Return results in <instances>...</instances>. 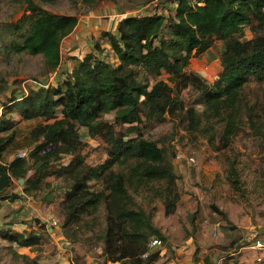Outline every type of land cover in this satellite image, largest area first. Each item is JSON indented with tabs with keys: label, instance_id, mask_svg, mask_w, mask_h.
<instances>
[{
	"label": "trees",
	"instance_id": "obj_1",
	"mask_svg": "<svg viewBox=\"0 0 264 264\" xmlns=\"http://www.w3.org/2000/svg\"><path fill=\"white\" fill-rule=\"evenodd\" d=\"M106 1L116 0H82L88 6ZM174 2L172 18L166 20L154 13L130 16L118 23L116 34L102 33L116 64L102 60L99 54L103 49L96 44L93 52L77 61L58 85L42 84L20 98L13 94L9 97V114H17L23 121L53 120L32 131L37 145L27 158L17 156L2 163L1 157L16 131L6 112L0 114V134L10 131L0 138V195L17 180L23 192L32 196L31 192L40 190L44 179L50 176L51 164L60 163L63 156L71 157L68 166L55 171L59 176L71 174L65 193L68 206L63 227L82 215L97 213L103 206L102 264H157L159 260V253L152 251L141 258L148 251L151 236L161 243L164 237L149 215L130 206L127 187L163 181L170 192L177 178L164 149L156 141L144 138L140 126L172 118L187 121L197 131L203 121L225 122L224 134L228 137L242 119L245 86L252 80L264 85V0H207L196 8L187 0ZM23 4V17L13 29L21 33L19 42L10 48L18 54L41 56L46 70L53 72L60 66L61 42L74 30L78 19L49 14L31 0H23ZM245 28L251 33V40H242ZM214 40L223 42L225 49L222 70L208 84L185 69L192 58L209 51ZM164 75L167 81L161 79ZM185 91L201 96L203 118L194 105L184 104L181 95ZM107 115L112 116V121L105 119ZM79 128L86 129L90 139L107 149V159L89 168L83 177L77 170L84 167L86 155L82 151L87 145L80 139ZM130 163L133 166L128 167V174L111 171ZM29 169L33 174L27 176ZM231 172L235 173L233 169ZM104 178L105 191L88 192V182ZM174 206V200L168 201L166 213L173 212ZM4 236L20 248L40 244L36 235L8 232Z\"/></svg>",
	"mask_w": 264,
	"mask_h": 264
},
{
	"label": "rangeland",
	"instance_id": "obj_2",
	"mask_svg": "<svg viewBox=\"0 0 264 264\" xmlns=\"http://www.w3.org/2000/svg\"><path fill=\"white\" fill-rule=\"evenodd\" d=\"M31 1L49 14L77 19L104 16L108 6L114 7V12L123 10L122 14L135 12L128 17L145 15L142 9L148 7L150 13L160 14L167 20L174 17L176 8L175 0H116L94 6L82 0ZM25 7L23 0H0V114L6 112L16 131L1 157L2 163H9L18 154L25 153L27 158L37 145L31 137L32 131L40 124L53 121H23L13 112L9 114V97L13 94L20 98L46 81L52 86L58 85L78 61L68 56L62 46L60 66L48 72L41 56L18 54L10 48L12 43L19 42L17 37L21 33L13 29L22 19ZM96 32L92 47L85 55L93 52V46L98 44L103 49L99 57L116 64L107 40L102 37L103 32L113 33L111 27L103 26ZM251 38L245 28L242 40ZM224 49L223 42L214 40L210 50L192 58L185 71L212 84L222 70ZM161 79L167 81V76ZM181 98L186 107L194 105L204 117L199 94L185 91ZM241 106L242 119L228 137L224 134L225 122L203 121L197 131L187 121L172 118L164 123L140 126L144 138L156 141L164 149L177 178L170 192L163 181L127 187L130 206L149 215L153 226L164 237L161 246L152 250L159 253L157 264H264V251L251 248L256 241L264 243V85L250 81L243 89ZM105 119L110 122L112 116L107 115ZM117 131L124 130L117 128ZM9 133H1L0 138ZM79 135L87 145L82 151L86 155L84 167L77 170L79 177H83L89 168L107 159V149L101 142L90 139L86 129L79 128ZM70 161L71 157L63 156L60 163H52L48 169L50 176L44 179L40 190L31 192L32 196L23 192L17 180L0 195V264H102L103 206L97 213L82 215L63 227L68 206L65 193L71 174L59 176L55 171L60 166H68ZM131 166L132 163L124 168L115 166L111 171L128 174ZM29 171L27 176L33 174L32 169ZM104 180L88 182V192L105 191ZM173 200L174 210L168 214L167 202ZM215 231H218L216 236ZM8 232L39 236L40 244L17 247L4 239Z\"/></svg>",
	"mask_w": 264,
	"mask_h": 264
},
{
	"label": "crops",
	"instance_id": "obj_3",
	"mask_svg": "<svg viewBox=\"0 0 264 264\" xmlns=\"http://www.w3.org/2000/svg\"><path fill=\"white\" fill-rule=\"evenodd\" d=\"M113 8L114 7L105 6L106 15L104 16H89L83 19H78V23L74 30L62 40L60 46L61 51L63 46L65 51L67 50L66 53L68 56L77 58V60L80 61L82 57L87 53V50L92 47V36L97 35V30H102L103 26L104 28L111 27V30L113 31L112 34H114V32L117 33L118 23L123 18H126L127 15L135 13L128 11L122 14L123 10L120 9L118 12H114V10H112ZM119 19L120 21H118Z\"/></svg>",
	"mask_w": 264,
	"mask_h": 264
},
{
	"label": "built area",
	"instance_id": "obj_4",
	"mask_svg": "<svg viewBox=\"0 0 264 264\" xmlns=\"http://www.w3.org/2000/svg\"><path fill=\"white\" fill-rule=\"evenodd\" d=\"M165 1V0H164ZM188 1V3H189V5L192 7V8H196V7H200V6H202L203 4H204V2H206L207 0H187ZM145 9V10H144ZM143 10V12H146V14L145 15H152L153 13H150L149 12V8L148 7H145V8H143L142 9ZM137 13V12H136ZM42 84H45L44 86H47V85H49V83H41V84H39V87H41V86H43ZM19 158H25L27 155L25 154V153H23V154H18L17 155ZM192 160V159H191ZM56 222L53 224L54 226H56ZM217 233H218V231H215L214 232V236H216L217 235ZM159 246H161V241L160 240H158V239H154V238H151L150 240H149V243H148V245H147V252L146 253H144L143 255H141V258L142 259H145L147 256H148V254H149V252L150 251H152L153 249H156V248H158ZM252 249H254V250H257V251H264V243H262V242H260V241H256L255 243H254V245H252V247H251Z\"/></svg>",
	"mask_w": 264,
	"mask_h": 264
}]
</instances>
